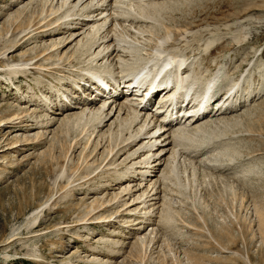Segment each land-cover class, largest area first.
Here are the masks:
<instances>
[{
	"label": "rangeland",
	"instance_id": "rangeland-1",
	"mask_svg": "<svg viewBox=\"0 0 264 264\" xmlns=\"http://www.w3.org/2000/svg\"><path fill=\"white\" fill-rule=\"evenodd\" d=\"M41 1L43 5V0H0V52L11 46L12 39L22 44L0 60V264H264L263 219L258 216V211L264 212V0H126L125 10L142 7L154 18L145 25L132 18L126 26H147L159 36L171 31L167 46L186 58L185 64L190 66L185 69L190 75L193 71L190 78L200 75L198 82L204 83L199 93L206 79L218 75L217 86H224L233 82L240 71L246 74L244 83L248 88L244 93L248 92L245 98L250 99L245 105L236 101L233 112L226 107L221 117L239 120L238 125L227 128L230 130L220 128L194 142L179 141L183 146L176 147L175 170L170 180L157 185L166 205L159 207L162 200L156 204L154 213L147 216L155 222L139 231L147 226L142 222L148 204L132 202L131 196L140 193L134 191L137 187L144 190L149 179L161 180L160 172L137 186L141 178L134 175L141 170L136 169L132 178L114 186L111 178L125 172V164L116 167L124 156L116 165L105 167L101 157L107 144L101 137L97 152L87 160L84 154L92 151L97 136L116 117L95 131L84 151L88 135L85 129L74 127L61 132L60 124L67 113L54 114L60 106L81 101L80 94L73 93L72 83L78 79L73 78L75 73L71 71L75 68L69 65L85 56L81 59L77 52L66 60L75 42L62 49V55L67 56L60 62L56 53H50L53 56L47 62L43 55L38 57L37 63L54 62L58 68L52 64L47 71L27 69L12 75L4 67L6 62L23 63L69 34L65 30L52 36L34 32L19 40L33 30L31 25L26 30L28 21L34 26L45 14L39 15ZM151 2L158 6L152 9ZM23 10L18 21L12 23L14 14ZM19 23L23 26L18 28ZM20 28L25 31L22 33ZM206 41L211 42L205 45ZM158 60L155 63L161 58ZM33 62H28L29 68H33ZM111 76V81L118 78ZM84 92L80 97L88 98L90 92ZM46 99L52 109L43 105ZM79 108L71 113L79 112ZM8 114L19 119H10ZM226 146L231 147L228 153ZM220 150L225 151L224 155ZM128 187L132 194L120 193ZM119 201H125L126 206L121 207ZM167 205L173 214L172 220L166 221L168 225L158 218ZM95 217L101 219L91 220ZM80 218L85 220L78 221ZM223 232L234 243L230 249L218 239ZM112 241L117 244L111 245ZM111 248L118 250L117 254H109Z\"/></svg>",
	"mask_w": 264,
	"mask_h": 264
},
{
	"label": "bare ground",
	"instance_id": "bare-ground-1",
	"mask_svg": "<svg viewBox=\"0 0 264 264\" xmlns=\"http://www.w3.org/2000/svg\"><path fill=\"white\" fill-rule=\"evenodd\" d=\"M108 1L110 2L107 3L106 0H56V3L54 5H53L54 0H43V5L41 4L42 3L41 1L40 2L41 9L38 10L40 11L39 15H42L43 13H45L46 16L45 14H43L44 17L42 15L41 21L36 23L37 27L35 28L34 26L36 24H34L33 26L31 22L28 21L29 23L26 24V30L29 28L30 25L32 26L30 28L31 29L33 28V30H30L29 33L27 34H24L19 40L23 41L24 39L28 37L29 34L34 33V32H36L37 34H47L48 36H50L51 34L56 35L55 33H58V31L60 30H63V31L65 30L66 33H69V34L67 35L65 39H62L57 43L56 41H54L51 45L46 46V48L42 49L37 55L35 54V56H32V57L30 56L29 59H26V60L23 59L24 60L23 63L21 62V64L16 63L14 65H11L8 62H6L5 63L6 65L4 67H6L7 69H10L9 74H12V75L17 74L19 72L23 73L27 69H37L39 71L40 70L47 71L49 69L48 68L49 65L54 64L55 66L53 67H57L56 65L57 63L53 62L50 64L49 63L39 64L37 63L40 60V59L38 60V57H40V55H43L42 58H44V62H47L48 60H50V58H52L53 56L52 54L56 53L55 55L58 58V61L60 62L64 55L67 56V54L62 55L61 53L62 49L67 44H71L72 42H75V45L73 46V50L72 52L70 51L71 54L68 56L66 60H69L77 52H78L79 57L81 56L83 57L85 56V57L83 60L76 61L77 62L76 64L71 65V66L69 65L70 68L71 67L75 68V70L72 69L73 71H71L75 73L74 75H72L73 78L78 79V81L76 80L77 82L74 81L72 83L75 87L74 88L75 91L73 93L75 94L77 93L76 91H80V94L83 96V94L85 93L84 91L88 90V88L87 89L84 87L83 89L81 88L82 84L79 85V81L80 82L82 81L83 84L84 82L85 84H89L88 86L90 87V89H93V91L96 92L94 96L92 97L95 100L89 101L91 99L90 97L93 91L91 92L89 91L90 92L88 93L89 99H85L84 97L80 98V95L78 94L79 100L81 101L75 102L73 103V105H71L70 103L65 106H60V109L59 108L57 109L56 108L57 106H55L56 109L54 111V114L62 115V114L67 113V115H65V117L63 118L60 124V128L62 130L61 132H69V130H74L75 129L74 127H78V128L82 127L85 129L84 130L85 135L86 134L88 135H87V140H85L86 142L84 143L85 145L83 146L84 151H86L85 149H87L90 138L95 133V131L98 128H101L104 126L106 127L107 123L112 121L113 117H116L115 121L108 124L109 125L108 129L105 132H103L101 135L100 134L99 135L97 134L98 136L96 135L98 138L93 145L94 147L92 151L88 152V154H86L87 152L84 154L85 159H86L87 157L92 155L94 152H97L98 147L100 146L101 141L103 139L105 141V144H107L106 147L104 148L105 155L104 157L103 156L101 157L102 163L106 162L105 167L108 168L111 165H114L115 163L117 164L118 159L124 156L120 164L118 165L115 164L116 167L121 164L123 165L125 164L124 165L125 172H119L117 173V176L114 175L111 178L112 180L110 182H114L113 183L114 186L116 185L119 186V183L121 184L122 181H126L132 178L133 177L132 175H134V172L136 169L141 170V171H138V174L134 175V177L138 175L139 178H141V182H139L137 186H140L141 185L140 183H143L145 178L149 177V175H152V177H155L157 172H160L161 180L153 179V182H152L151 181L152 179H149L148 181L149 184L148 185L144 184V188H145L144 190L142 189L141 191L140 190L141 188L137 187V189L134 191H137V193L139 192L140 193L138 195L135 194L131 196L133 197L132 202L139 201L140 204L144 206L148 204L144 210L145 217L142 222L144 224H147V226L146 228L144 227L138 228L137 230L139 231L140 229H143V230L147 229L149 225H153L150 222H155L154 220L151 219L152 216L150 217H147V216L154 213L153 209L156 206V204L158 205L162 200L161 205L159 207L161 206L163 207L166 205L163 202V198H160V196L158 195L157 191L161 184L164 185V183L167 180H170L169 176L175 170V166L178 163V162L176 163V158H175V155L178 152V149H176V147H179V146L181 147L182 145L181 142L179 141L191 140L192 142H194L200 139L203 140L204 138H207L208 135L213 134V132L215 131H218L220 128L225 129L226 131V130H230V129H227L228 127L230 128L233 125H238L239 123L238 117L226 119L220 116L221 119L217 117L214 121H209L206 119L207 118L210 119V117L216 116V115H223L227 112V108L225 107V104L229 100H232L233 98H235L234 97L235 95L231 97V94L234 88H238L239 83L235 81L231 82L230 84L225 86L226 88H228L225 92H224L225 87L222 89L223 91L222 90L214 91V86H215L214 82L217 79V76H218L217 75L216 77L213 76V78L210 77V79H206L207 81L205 82L203 91L199 93V95L193 94L191 92V89H192L191 84L194 82V78L192 81L187 80L188 78H190L189 76L193 74L192 70H191L192 71L191 75L189 73L190 71L186 70L188 69L190 65L186 66L187 65L185 64L186 58H184V56L182 55L177 54L174 51H171L173 48H169L170 46L169 47L167 46L168 41L170 39L171 31L167 30V35H166V32H164L163 34L159 36V35H155L152 29L147 26L145 27H143L142 25L133 26V24H129L128 26H126V23L132 18L133 20H137V23L142 22L144 25L147 21L154 20V18L151 14L146 12V10L142 7H138L136 9L129 8L128 10H125L126 0H108ZM157 6H158L157 2H151L149 4V7H151L152 9H155ZM45 7H47L46 11H45ZM63 8L65 9L63 10ZM24 11L25 10L20 11V12L17 11L14 14L15 16L13 17L12 23H16L18 19L20 18V16L24 13ZM111 18H112V24H110V28H109V26H107V21L109 22ZM76 25L80 28H76ZM17 26L19 28L20 26H23V23H19L17 24ZM20 29H22L21 31L22 33L25 31V28H20ZM79 30H81V32H79ZM80 36H82V38L78 39V37ZM11 41H12L11 46L4 47L2 52H0V60L4 59L3 57L6 56L7 52L12 53L16 51L17 49L21 48L22 44H20L21 42L20 43L16 42V38L12 39ZM211 41H206L205 45H207ZM134 50L137 51L136 54L134 53ZM50 53L52 54L50 55ZM143 53L146 54V56H143ZM164 55H166L165 59L162 58V56ZM83 57H81V59ZM159 58H161L160 62L155 63L157 62ZM33 60L35 61L33 62L34 64L33 63L31 64L33 68H29L28 62H31ZM72 62L73 61L69 63H72ZM135 64L139 66L134 67ZM76 65H80V66L76 67ZM182 66L184 67V70H180ZM51 69L57 70L56 68H51ZM156 74L162 75L158 81L153 79ZM110 75L112 76L116 75L115 77L118 76V78L111 81L113 78H111L110 80ZM5 79H9V78H5ZM60 80L62 81L63 79H59V81ZM90 80H94L98 83H101L102 85L103 83H106L108 88H110V91H108L106 95L104 94L103 101L100 99H97L96 96H98V94H101V91L95 85H93V83H91ZM131 80L135 81V83L137 84V87H142V86L144 87L150 82L153 85L154 84L158 85V84H162L165 80H167L174 87L173 95L176 94L178 98H181L182 95H184V93L187 92V96H188L187 99L188 101L192 102L188 108L195 106L196 110H198L197 107L199 104L203 107L207 105H210L211 107V105H213L214 109L211 111L212 115L206 114L202 116L201 118L195 119L191 123L190 126H186L184 125L185 120L189 119L190 121H192V118H193L192 115L194 116L196 115L195 109H190L189 111L181 109L180 118H178L179 116L177 115H175L174 118L169 117V115L172 114L171 109L163 111L165 112L164 115L161 114V115L156 116L150 111H148L149 112L148 114V112L147 113L145 112L147 111L146 105L149 104L148 103L149 101L152 102L151 98L148 99L147 102H145L143 106H139L138 108L136 107L137 103L134 104L135 100L128 99L130 94H128L127 91H125L123 88L119 90L120 86H125V84H127ZM203 83L204 81L201 80L198 83L196 82V85H198V88L201 89ZM58 85H60V83H58ZM247 88L248 87L245 88V91L247 90ZM219 92L220 94H218ZM222 93L223 95H221ZM157 96L158 94L156 95L155 98H157ZM170 97L172 96L170 95ZM155 98L153 100V103L155 101ZM223 98L225 99L223 100ZM24 99L25 98H22V101H25ZM47 101L49 100L46 99L43 102V105L49 108L51 105V102L50 101L47 102ZM139 101H141L142 103L143 100L141 99ZM78 105L81 108L77 107ZM50 108L52 109L53 107H50ZM77 108L80 109V111L78 110L79 112L71 113L72 109H77ZM185 108H187L186 105H185ZM232 108L233 107H231L230 109L232 110ZM142 111L145 113H143ZM188 112L189 114L187 115ZM176 113H177V110H175L174 114ZM8 115L11 116L10 119H13L14 117H16L14 119H19L17 116L13 114H8ZM144 115L146 116L144 117ZM182 115L185 118L182 124H179L180 123L179 121H181ZM177 120H178V123H176ZM240 120H241V117H240ZM45 122L49 123L46 120ZM172 122H174V125H171ZM189 123L190 122H188V124ZM176 124H178L177 128L174 127V130L169 131V129L172 126H175ZM151 125L153 126V128H150ZM253 126H252V129H253ZM249 129L251 128L249 127ZM249 129L247 130V132H249ZM158 133H161V134L158 135ZM165 134H166V137H164ZM76 137H78V135ZM100 137L102 138L101 140H99ZM202 142H205V141H202ZM168 145H170V147H168ZM61 148L64 149L65 146L62 145ZM226 148H227V153H228L231 147L226 146ZM217 150L219 149L217 148ZM224 152L221 151L222 154ZM213 153H215V151ZM213 153H211L210 155L212 156ZM177 155L176 157H178ZM161 160H163L162 163H161ZM163 165L164 167L160 169V166H163ZM99 166H97L96 169L99 168ZM133 166H139V167H133ZM236 174H237V171H236ZM246 176H243L242 178H247ZM110 182L108 184H110ZM158 184L159 186L157 187ZM161 192L162 191H159V193ZM120 193H126L125 195H128V194L130 195L132 194V189L129 187L124 188L121 190ZM116 198H118L117 195L114 197V200ZM119 203L121 207H124L127 204L125 201L124 202L119 201L118 204ZM164 208L166 209L163 210L162 208L160 210L158 218L159 220H162V222H165V224L168 225L169 222L166 223V221L172 220L173 214H171L172 210L170 209L168 205L167 207H164ZM93 210L94 209H92V211ZM258 214H259L258 216L260 217V219L261 218L263 219L261 220V222L263 223L262 229L264 233V212L258 211ZM100 219L101 218L95 217L91 220H100ZM83 220L85 219L80 218L78 221H83ZM135 235H138V234L136 233ZM218 239L221 242H226L227 249H230V247L234 244L232 243L231 238L226 232L218 234ZM136 243H139V242H136ZM114 244H117V243L112 241L111 245H114ZM141 246L145 247L144 244H141ZM117 252L118 250H114L113 248L108 249L109 254H113V253L117 254ZM104 264H107V262H105Z\"/></svg>",
	"mask_w": 264,
	"mask_h": 264
}]
</instances>
